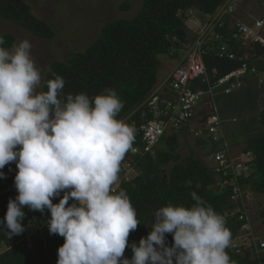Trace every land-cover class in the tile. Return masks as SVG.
<instances>
[{"label": "clouds", "instance_id": "obj_1", "mask_svg": "<svg viewBox=\"0 0 264 264\" xmlns=\"http://www.w3.org/2000/svg\"><path fill=\"white\" fill-rule=\"evenodd\" d=\"M226 1L237 9L239 0ZM198 29H189L195 34L189 33L191 37L183 44L179 57L172 58L175 64L178 65ZM4 44V36L0 35V178L5 177L2 170L10 162H15L18 169L14 178L18 194L9 199L5 216L0 220V229L9 238L25 231L24 208L41 213L47 209L50 234L64 237V243L58 248L57 264H235L228 248L238 256L249 253L251 260L258 264L250 250L236 252L231 243V239L240 242L241 238L235 237L243 234L244 221L238 233L231 237L224 216L194 191L191 193L194 203L169 202L161 206L153 214L147 236H142L138 243H129L130 233L141 221L127 191L118 190V186L121 162L129 150L134 151L137 130L119 118L123 101L118 92L106 88L93 97L86 92L64 93L65 80L59 74L47 81L46 90H39L43 70L33 57L30 40L18 39L8 48ZM166 79L158 76L152 90ZM209 107L202 103L198 116L178 133L199 130ZM153 114L150 112L148 119H153ZM224 131V138L216 143L210 138L195 136L209 163L203 164L218 178L211 155L224 149L223 142H227L225 148L236 159H245L243 154L248 152L236 151L228 142V130ZM168 132L155 147L175 134ZM155 147L148 152L154 157ZM252 161L253 155L249 162L251 169L238 181L241 199L231 198L234 183L226 176V189L232 192L228 202L236 206L225 213L226 218L236 219L231 212L244 209L241 201L245 200L244 194H249V187L242 181L252 175L255 169ZM123 165L124 179L130 180L129 174L134 169L129 164ZM61 192H64L62 197ZM55 197H60L58 203H53ZM169 233L173 237L171 246L166 243ZM127 247L131 248L130 258L125 256Z\"/></svg>", "mask_w": 264, "mask_h": 264}, {"label": "trees", "instance_id": "obj_2", "mask_svg": "<svg viewBox=\"0 0 264 264\" xmlns=\"http://www.w3.org/2000/svg\"><path fill=\"white\" fill-rule=\"evenodd\" d=\"M225 1L143 0L135 17L114 18L107 21L99 37L87 49L73 52L66 61H52L49 69L46 70L42 90H46L47 81L54 78L55 74L61 75L65 80L64 93L86 92L93 97L106 88L115 89L123 101L119 118L135 126L137 131L133 147H137L141 152L142 134L139 127L150 116L148 106L144 102L157 82L160 56L179 57L183 44L190 39L188 36L190 34L188 30L186 31L189 11H195L199 17L206 18L212 16ZM120 8L128 11L129 1L122 3ZM0 17L41 39H52L56 35L47 21L35 16L28 4L17 0H0ZM226 17L222 19L224 24L215 28V33L220 35L221 40L229 43V47L235 52V58L219 56L218 43L208 41L202 52L206 69L209 73L216 70L217 78L242 67L244 63L247 64L248 69L242 76V88L236 90L231 97L225 96L223 89L215 88L212 97L207 99L209 102L211 99L214 100L213 109L223 102V107H219L223 113L227 112L232 100L241 101L242 107L250 105L251 98L257 96L258 90L260 91L259 86L264 80L261 77L264 72V43L254 42L249 52L247 46L241 45V41L233 36L237 29L228 28ZM262 34L264 35V32ZM2 35L5 40L4 47H11L16 42L13 34ZM216 79L213 78L208 84L194 80L191 88L195 90L201 87L203 90H208ZM253 106L256 108L255 112L249 114V118L245 121L248 124L255 119L258 132L250 136L247 131H243L241 136L242 133L245 136V152H252L255 169L242 183L252 191L263 194L264 107ZM196 143L200 144V140ZM178 147L177 135L173 134L166 141L158 143L155 147V158L151 153L134 154L129 150L122 160L118 190L122 188L127 191L141 221L137 229L130 233L129 243L133 241L138 243L142 236H147L151 231V221H154L153 214L161 206H166L169 202L185 205L194 203L191 198L193 191L224 216L231 237L238 233L242 221L225 217L228 210L236 208L228 202V196L232 192L226 189V177L218 173L220 176L218 178L207 165L194 159L192 153L182 157ZM171 163L173 164L167 174L163 167ZM123 164L132 166L136 173L129 174L130 180L124 179L126 169ZM2 171L5 177L0 178V220L5 216L9 199L15 198L18 194L14 183L18 171L16 163L10 162ZM63 195L64 192H61L60 197ZM60 197H55L53 203H58ZM72 202L70 199L69 203ZM24 211L26 215L22 223L26 227L22 234L9 238L6 231L0 229V264H57L58 248L64 243V237L50 234L47 224L50 211L46 209L41 213L28 208H24ZM262 217L264 218V212ZM29 224L36 226L33 231L28 228ZM166 236V243L171 246L172 234ZM227 251L235 264H255L249 253L243 257L232 254L229 248ZM131 255V248L127 247L125 256L130 258Z\"/></svg>", "mask_w": 264, "mask_h": 264}, {"label": "built area", "instance_id": "obj_3", "mask_svg": "<svg viewBox=\"0 0 264 264\" xmlns=\"http://www.w3.org/2000/svg\"><path fill=\"white\" fill-rule=\"evenodd\" d=\"M224 17L228 18L229 29H237L233 36L241 41V45L248 47L249 44L256 41L264 43L263 18L256 19L252 25L240 23L237 20L236 10L229 1L218 7L212 16L204 18L203 23L196 31L195 38L186 45V54L184 52V55L179 59L175 70L150 92L147 101L144 103L148 106V113H154V117L153 119L146 118L145 122L140 125L142 149L140 152L137 147H133V153L146 154L151 152L166 131H181L183 127H187L186 123L198 116L202 103L212 97L215 88L223 89L225 94L242 88V76L248 69L247 64L244 63L242 67L217 78V71L213 70L212 73H209L202 58L203 47L208 41L218 43L220 46L219 56L235 58V52L229 47V43L226 40H221L220 35L215 33V28L224 24L222 20ZM230 19L235 20L231 27H229ZM261 77L264 78V72H262ZM213 78L217 79L209 86L208 90H203L201 87L195 90L191 88L194 80L208 84ZM212 106L204 113L201 127L199 130H195L194 135L206 140L210 138L216 143L224 138L225 131L224 122L217 106L215 105L214 109ZM191 131L193 132V129ZM223 143L226 147L227 142ZM225 147L223 150L213 153L211 157L214 158L215 171L222 173L225 177L229 176V182L234 183L231 198L237 201L243 195L238 181L245 172L251 169L252 165L249 162L252 160V154L248 151L243 154L245 159L239 160ZM230 215L237 220L244 221L241 229L245 233V237H241L240 242L231 239L234 250L240 253L250 250L258 259V264H264V239L253 235L245 207L238 213L232 211Z\"/></svg>", "mask_w": 264, "mask_h": 264}, {"label": "rangeland", "instance_id": "obj_4", "mask_svg": "<svg viewBox=\"0 0 264 264\" xmlns=\"http://www.w3.org/2000/svg\"><path fill=\"white\" fill-rule=\"evenodd\" d=\"M26 3L31 7V10L35 16L45 20L55 31L56 35L52 39H41L24 28L9 22L0 17V35L4 33H11L15 36L16 41L21 38H28L32 44V54L37 64L42 68V81L39 90H42L43 81L46 75V70L52 61H66L73 52L84 51L91 46L95 40L101 34L103 25L114 18H126L132 19L139 12L143 0H18ZM129 1L130 9L123 11L120 5ZM236 15L237 20L240 23L252 25L256 19L263 18L264 20V0H239L237 5ZM189 18L186 20V31L191 35L190 30H196L201 26L204 17L199 18L195 11H189ZM202 19V20H201ZM234 19L229 20V27L234 23ZM264 32V30H263ZM190 35V37H191ZM189 36V35H188ZM247 50L251 52L253 44H249ZM186 54V52H185ZM248 55L250 53H247ZM161 64L158 70V76L160 72H168L165 76L168 78L171 73L177 67V64L170 58L169 55L160 57ZM175 67L173 70H171ZM161 77V76H160ZM264 82V80H262ZM260 91L258 90V93ZM241 93V92H240ZM227 96V94H225ZM261 101V100H260ZM258 101V105L262 102ZM223 102L218 105L222 108ZM248 113L252 111L250 105L246 107ZM246 114L245 109L241 105H236L234 113L231 115H237L239 122L243 120ZM238 126V125H237ZM253 130L258 131L256 121L250 126ZM174 132L177 135V142H179V153L182 157H187L192 153L194 159L200 160L202 163L209 164L205 159L204 152L196 144V137L192 132L178 133L177 130H170L168 133ZM205 148V147H204ZM238 156V155H236ZM153 158H155L153 156ZM166 165L163 167L168 174V169L172 165ZM136 174V173H132ZM131 174V178L132 175ZM130 179V177H129ZM215 192V190H214ZM244 194L245 200L241 201L244 204L245 209L250 219V226L255 233L264 238V195L256 194L247 188V193ZM36 226L29 224L28 228L33 231ZM238 233L235 238L245 237ZM257 236V237H258ZM243 241V239H242Z\"/></svg>", "mask_w": 264, "mask_h": 264}, {"label": "crops", "instance_id": "obj_5", "mask_svg": "<svg viewBox=\"0 0 264 264\" xmlns=\"http://www.w3.org/2000/svg\"><path fill=\"white\" fill-rule=\"evenodd\" d=\"M174 68L175 67H173L171 70H173ZM168 72H166V73L160 72L159 78L161 79L162 77L166 76ZM259 88H260V92L257 94L256 97L251 98V100H250V109L252 111H250L248 113V111L246 109L247 106L245 105L243 107V109H245V111H246V114L244 115L243 120L241 122H239V120H238L239 117L237 115H231L232 113H234V108L236 105L242 106L243 103L241 101H239V100H238L239 102L236 101L237 102V104H236V102L234 100H232L227 107V110H226L227 112L223 113L222 110L220 111V116L222 118V121L224 122L223 128L228 130V136H227L228 142L234 145L233 147L235 148L236 151L244 150V148L246 147L245 136L243 133L241 136V132L247 131L246 133L250 134V136L251 135L253 136L258 132V131L253 130L250 127L253 122L247 124L245 119L249 118V114H253L255 112L254 109H256V108H254L253 105L259 106L261 108L264 107V101L262 102V100H264V82H262V85H260ZM235 91L236 90H233L231 93H229L227 95L231 97ZM258 101H260L262 103L260 105H258V103H257ZM213 102H214V100H212V99H211V102L207 101V99H206L203 103H204V106L207 107V105L212 106ZM200 120H202V119L200 118ZM254 121H255V119H254ZM194 124H195V122H194ZM256 194H260V193H256ZM260 195H264V193L260 194Z\"/></svg>", "mask_w": 264, "mask_h": 264}]
</instances>
